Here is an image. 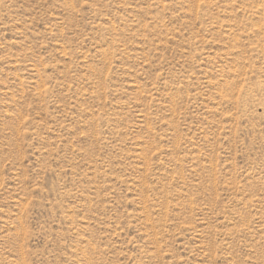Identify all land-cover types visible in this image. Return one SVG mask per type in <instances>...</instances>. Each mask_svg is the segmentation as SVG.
I'll list each match as a JSON object with an SVG mask.
<instances>
[{
  "label": "rangeland",
  "instance_id": "374dc122",
  "mask_svg": "<svg viewBox=\"0 0 264 264\" xmlns=\"http://www.w3.org/2000/svg\"><path fill=\"white\" fill-rule=\"evenodd\" d=\"M0 264H264V0H0Z\"/></svg>",
  "mask_w": 264,
  "mask_h": 264
}]
</instances>
